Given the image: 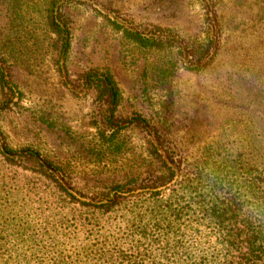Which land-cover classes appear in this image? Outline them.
Segmentation results:
<instances>
[{
	"label": "rangeland",
	"instance_id": "374dc122",
	"mask_svg": "<svg viewBox=\"0 0 264 264\" xmlns=\"http://www.w3.org/2000/svg\"><path fill=\"white\" fill-rule=\"evenodd\" d=\"M62 2L61 6L73 3L66 7L73 30L72 48L67 57H60L59 50L50 49L54 37L47 36L34 20L26 19L25 29L18 26L10 31V10L7 5L0 8V59L4 60L0 66L15 87V95L8 103L9 110L0 117V125L11 147L34 148L63 167L65 176L60 174L56 178L63 185L69 179L76 197L88 201L132 178H138L140 184L150 176L151 164L144 163L149 141L175 173L169 186L157 190L167 197L188 168L203 160L206 151L217 144L233 148L236 141L244 142L246 136L251 137L264 109L259 98V94L264 98V79L250 80L263 89L261 92L246 90L245 84L236 82L238 75L250 68V63L243 59L248 57L246 49L252 41V32L249 28L242 35L241 27L233 29L229 25L234 19L255 23L264 0H205L204 7L201 0ZM26 9L22 11H30ZM208 19L220 51L217 55L216 49L213 50L201 64L186 66L175 59L176 48L142 50L111 24L157 39L170 37L166 32H156L157 29L174 30L179 37L200 43L206 39L204 26ZM218 21L223 23V33ZM177 40L181 39L177 37ZM263 58L255 60V71H264ZM212 60L211 65L203 68L204 63ZM172 64L176 73L169 80H161L158 70ZM93 70H108L118 82L122 97L116 117L139 115L150 123L148 133L130 129L124 131L121 139L125 142L121 141V146L102 144L99 132L111 133L103 127L105 110L96 102L94 92L84 88L82 79ZM166 151L172 154L173 161ZM215 160L221 159L210 160L209 164ZM39 196L30 198L32 207ZM11 228L12 223L3 225L0 221V229L7 236ZM200 230L193 236V231L186 229V246L193 248L198 260L221 255L214 232L203 226ZM59 237L61 244L67 243L65 234ZM40 257L44 264H50V250L43 245Z\"/></svg>",
	"mask_w": 264,
	"mask_h": 264
},
{
	"label": "trees",
	"instance_id": "16d2710c",
	"mask_svg": "<svg viewBox=\"0 0 264 264\" xmlns=\"http://www.w3.org/2000/svg\"><path fill=\"white\" fill-rule=\"evenodd\" d=\"M201 2L204 7L205 0ZM61 3L62 0H0V8L7 5L10 10L11 14L6 11L12 20L10 31L22 28L26 19L34 20L47 36L54 37L50 49L59 50L60 57H67L73 30L66 7L73 3L62 6ZM205 8L208 9L207 5ZM263 21L264 7H260L255 23L234 19L229 25L233 29L241 27L242 35L251 28L248 57L243 59L250 63V68L238 75L236 82L245 84L246 90L259 92L263 89L250 80L264 79V71L254 70L255 60L264 57ZM218 22L223 33V23ZM111 24L142 50L176 48L175 59L183 66L201 64L213 50L216 49L217 55L220 51L209 19L204 26L206 39L200 43L179 37L174 30L157 29L156 32L170 36L157 39ZM213 60L204 63L203 68ZM4 70L0 66V117L9 110L8 103L15 95L14 84ZM158 71L161 80H169L176 73V66L172 64ZM82 79L84 88L94 92L96 102L105 110L103 127L111 133L99 132L103 145L121 146L124 131L130 129L148 133L151 125L141 116L116 117L122 95L111 72L93 70ZM259 98L263 107L264 98L260 94ZM255 125L251 137L246 136L244 142L236 141L233 148L217 144L206 151L203 160L188 168L167 197L157 190L169 186L175 173L158 149L147 141L144 163L151 164L150 176L140 184L138 178L115 184L88 201L73 194L75 187L69 179L63 185L56 178L60 174L65 176L63 167L34 148L11 147L0 125V221L3 225L12 223L8 236L0 229V264H44L40 257L42 245L50 250V264H264V109ZM167 154L173 161L172 154ZM213 159L221 160L210 165ZM136 191L149 192L135 194ZM45 193L50 194L44 197ZM38 194L34 200L37 204L32 207L30 198ZM79 195L84 196L80 192ZM202 226L214 232L216 248L221 250V255L216 254L213 259L203 256L198 260L193 248L186 246V229L197 236ZM64 234L68 241L61 244L59 236Z\"/></svg>",
	"mask_w": 264,
	"mask_h": 264
}]
</instances>
